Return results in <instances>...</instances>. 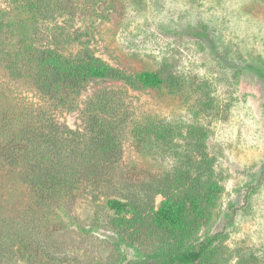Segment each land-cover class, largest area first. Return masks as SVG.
<instances>
[{"label":"rangeland","instance_id":"obj_1","mask_svg":"<svg viewBox=\"0 0 264 264\" xmlns=\"http://www.w3.org/2000/svg\"><path fill=\"white\" fill-rule=\"evenodd\" d=\"M19 22L35 48L69 58L89 49L129 74L173 73L182 86L134 90L93 81L78 97L65 92L62 103L49 101L24 61L23 77L7 69L21 42ZM0 27V147L35 137L27 131L46 118L84 133L86 106L99 91L111 92L122 145L112 159L123 179L107 196L130 186L145 191L174 169L197 168L205 152L221 192L187 246L216 236L197 264H264V0H0ZM137 128L147 132L137 135ZM195 128L207 136H194ZM19 173L0 158V230L25 214L30 230L9 264L153 262L167 251L136 232L124 243L123 231L106 223L114 216L106 197L36 209Z\"/></svg>","mask_w":264,"mask_h":264},{"label":"trees","instance_id":"obj_2","mask_svg":"<svg viewBox=\"0 0 264 264\" xmlns=\"http://www.w3.org/2000/svg\"><path fill=\"white\" fill-rule=\"evenodd\" d=\"M15 26L21 30L22 37L8 56L7 69L13 77H23L24 68L20 63L24 61L36 90L49 101L62 103L65 92L78 97L93 81H118L134 90L166 88L174 91L182 86L181 78L173 73L129 74L110 66L89 49L69 58L49 48H35L27 40L26 24L19 22ZM18 35H15L16 41ZM113 99L111 92L99 91L90 100L86 106L84 133L46 118L39 127L27 131L35 137L1 146L0 158L20 169V180L30 189L36 209L75 206L80 204L81 196H84L82 199L88 197L89 203L106 197V206L114 215L106 223L113 231H123L124 243L127 238L142 234L141 237L147 235L167 250L153 262L138 260L126 264H197L217 238L196 248L187 246L195 232L207 222L221 192V186L211 178L207 154L201 153L203 161L197 168L179 167L168 176L155 179L145 191L143 186H130L126 194L123 191L117 198L110 199L107 194L118 191L117 184L123 179L112 159L122 146L117 139L121 124L116 121L118 108ZM136 131L137 135L147 132L141 133L140 128ZM193 131L196 137L207 136L203 129ZM137 139L140 141V136ZM157 197L160 201L156 205ZM101 207L95 204L94 211ZM27 217L25 214L22 222L11 224L10 230H0V264L11 263L16 245L29 238Z\"/></svg>","mask_w":264,"mask_h":264}]
</instances>
